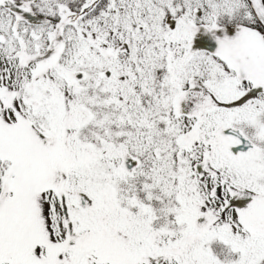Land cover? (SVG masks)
<instances>
[{
    "label": "snow or ice",
    "instance_id": "6c2138e0",
    "mask_svg": "<svg viewBox=\"0 0 264 264\" xmlns=\"http://www.w3.org/2000/svg\"><path fill=\"white\" fill-rule=\"evenodd\" d=\"M0 264H264V0H0Z\"/></svg>",
    "mask_w": 264,
    "mask_h": 264
}]
</instances>
